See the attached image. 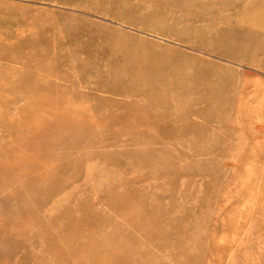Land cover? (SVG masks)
<instances>
[{
	"label": "rangeland",
	"instance_id": "374dc122",
	"mask_svg": "<svg viewBox=\"0 0 264 264\" xmlns=\"http://www.w3.org/2000/svg\"><path fill=\"white\" fill-rule=\"evenodd\" d=\"M262 13L0 0V264H264ZM108 28L175 53L174 105L102 50ZM197 67L210 75H185Z\"/></svg>",
	"mask_w": 264,
	"mask_h": 264
},
{
	"label": "bare ground",
	"instance_id": "6f19581e",
	"mask_svg": "<svg viewBox=\"0 0 264 264\" xmlns=\"http://www.w3.org/2000/svg\"><path fill=\"white\" fill-rule=\"evenodd\" d=\"M259 16H264V14L262 13ZM123 22L128 24V26L133 25V23L138 24V21L132 22L130 19H126V21ZM112 30L113 29H111L110 33L107 31L103 33L104 38L101 41L102 50H106L107 53H110V56L115 57V55H117L118 58L128 60V63L130 62V67H127L128 69L125 68L124 73L126 76L133 74L140 79V82L144 83V85L141 87V90L146 95L149 93L153 94V96L151 95L150 98L146 99L149 103L174 105V101H172L169 97L167 98L166 95V92L170 91L168 89L173 87V85L171 83L163 82L162 72L164 69H171L173 71H175V69H184H182L183 66L177 63V57L175 56V53L165 55L164 53L162 54L161 47L155 50L141 47L136 42L127 41V37L130 35L127 31L124 32L118 29L119 32L117 33L113 32L114 30ZM173 38L175 41L188 42L186 41V38L183 39L180 34L175 35ZM185 75H189L192 78L194 77L199 81L202 78L208 77L210 74H208L202 68L197 67L194 68V70H191V68L186 69ZM117 79L118 78L115 80ZM117 86H119V88L125 87L120 80L116 87ZM179 86L181 89L185 88L183 83L179 84ZM130 88V86H127V89ZM26 118L29 119V117H25V119ZM77 122L79 121L77 120Z\"/></svg>",
	"mask_w": 264,
	"mask_h": 264
}]
</instances>
